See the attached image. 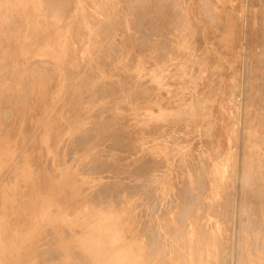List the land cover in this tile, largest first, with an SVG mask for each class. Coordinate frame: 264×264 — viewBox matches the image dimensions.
Instances as JSON below:
<instances>
[{"label": "rangeland", "instance_id": "rangeland-1", "mask_svg": "<svg viewBox=\"0 0 264 264\" xmlns=\"http://www.w3.org/2000/svg\"><path fill=\"white\" fill-rule=\"evenodd\" d=\"M54 1L0 0V264H264V0Z\"/></svg>", "mask_w": 264, "mask_h": 264}, {"label": "bare ground", "instance_id": "bare-ground-1", "mask_svg": "<svg viewBox=\"0 0 264 264\" xmlns=\"http://www.w3.org/2000/svg\"><path fill=\"white\" fill-rule=\"evenodd\" d=\"M47 1H48V0H47ZM53 1H54V0H53ZM56 1H58V0H56ZM98 1H99V0H98ZM157 1H158V0H157ZM159 1L161 2L162 0H159ZM163 1H166V0H163ZM167 1H168V0H167ZM186 1H187V0H186ZM197 1H198V0H197ZM220 1H221V0H217V2H220ZM232 1H233V0H232ZM238 1H239V0H238ZM11 2H12V1H11ZM44 2H46V1H44ZM54 2H55V1H54ZM127 2H128V1H127ZM149 2H150V1H149ZM160 2H159V3H160ZM168 2H169V1H168ZM180 2H182V1H180ZM226 2H227V1H226ZM240 2H241V4H242V1H240ZM47 3H49V2H46V4H47ZM57 3H58V2H57ZM57 3H56L55 5H57ZM141 3H142V2H141ZM143 3H144V2H143ZM152 3H153V2H152ZM163 3H164V2H163ZM163 3H162V5H163ZM165 3H166V2H165ZM165 3H164V4H165ZM169 3H170V2H169ZM236 3H237V2H236ZM247 3H248V2H247ZM3 4H4V3H3ZM59 4H60V3H59ZM62 4H63V3H62ZM62 4H60V5H62ZM145 4H146V3H145ZM147 4H148V3H147ZM154 4H155V2H154ZM224 4H225V3H224ZM14 5H15V4H14ZM60 5H59V6H60ZM141 5H142V4H141ZM143 5H144V4H143ZM155 5H157V4H155ZM168 5L170 6L171 4H168ZM168 5H166V6H168ZM237 5H238V3H237ZM239 5H240V4H239ZM48 6H49V5H48ZM71 6H72V5H71ZM146 6H148V5H146ZM149 6L152 7L151 4H150ZM204 6H205V5H204ZM221 6H222V5H221ZM225 6H226V5H225ZM50 7H51V6H50ZM60 7H61V6H60ZM60 7H58V8H60ZM125 7H126V6H125ZM134 7H135V6H134ZM160 7H163V6L160 5ZM160 7H159V8H160ZM182 7H183V6H182ZM205 7H206V6H205ZM243 7H244V6H242V8H243ZM51 8H52V7H51ZM157 8H158V7H157ZM159 8H158V10H159ZM170 8H171V7H170ZM223 8H224V6L220 7L219 10H221V9H223ZM242 8H241V9H242ZM48 9H49V8H48ZM52 9H53V8H52ZM52 9H50V12H51ZM56 9H57V8H55L54 10H56ZM63 9H64V8H63ZM107 9H108V8H107ZM123 9H125V8H123ZM132 9H133V8H132ZM145 9H146V8H145ZM160 9H161V8H160ZM176 9H177V8H176ZM201 9H202V8H201ZM205 9H206V8H205ZM225 9H226V8H225ZM28 10H29V8H28ZM44 10H45V9H44ZM54 10H52V12H53ZM58 10H60V9H58ZM65 10H67V9H65ZM99 10H100V9H99ZM158 10H157V12H159ZM165 10H166V9H165ZM165 10H163V8H162V11H160L159 14H161V12H164ZM167 10H168V9H167ZM192 10H193V9H192ZM231 10H232V9H231ZM244 10H245V8H244ZM67 11H68V10H67ZM130 11H131V10H130ZM154 11H155V10H154ZM173 11H175V10L173 9ZM177 11H178V10H177ZM207 11H208V10H206V12H207ZM63 12H64V11H63ZM119 12H120V11H119ZM132 12H133V11H132ZM137 12H138V10H137ZM140 12H142V11H140ZM169 12H170V11H169ZM171 12H172V11H171ZM191 12H192V11H191ZM230 12H231V11H230ZM53 13H54V12H53ZM116 13H117V12H116ZM174 13L177 15L176 12H174ZM189 13H190V12H189ZM223 13H224V12H223ZM231 13L233 14V12H231ZM49 14H50V13H49ZM54 14H55V13H54ZM57 14H58V12H57ZM91 14H92V13H91ZM102 14H103V13H102ZM141 14H144V13H141ZM157 14H158V13H157ZM157 14H156V15H157ZM168 14H169V13H168ZM179 14H180V13H179ZM6 15H8V14H6ZM50 15H51V14H50ZM58 15H60V14H58ZM61 15H62V14H61ZM61 15H60V16H61ZM65 15H66V14H65ZM118 15H119V13H118ZM118 15H116V16H118ZM172 15H173V14H172ZM242 15H243V14H242ZM8 16H9V15H8ZM52 16H53V15H52ZM60 16H59V17H60ZM149 16L151 17V15H149ZM149 16H148V17H149ZM153 16H154V15H153ZM159 16H160V15H159ZM159 16H158V18H161V16H162V18H163V13L161 14L160 17H159ZM167 16L169 17V15H167ZM173 16H174V15H173ZM195 16H196V15H195ZM232 16H233V15H232ZM64 17H65V16H64ZM64 17H63V20H64ZM114 17H115V16H114ZM118 17H120V16H118ZM136 17H137V16H136ZM136 17H135V19H137ZM142 17H144V15H142ZM145 17H147V15H146ZM168 17H166V18H167V20H168V25H169V21L171 20V17H172V16H170V20L168 19ZM175 17H176V16H175ZM175 17H173V18H175ZM177 17H178V16H177ZM204 17H205V16H204ZM204 17H203V18H204ZM238 17H239V16H238ZM17 18H18V17H17ZM65 18H66V17H65ZM158 18H157V19H158ZM182 18H183V17H182ZM191 18H192V17H191ZM207 18H208V16H207ZM230 18H231V17H230ZM8 19H9V18H8ZM56 19H57V18H56ZM139 19H140V18H139ZM143 19H144V18H143ZM146 19H147V18H146ZM148 19H149V18H148ZM204 19H205V18H204ZM223 19H224V18H223ZM232 19H234V17H233ZM235 19H236V18H235ZM235 19H234V20H235ZM238 19H239V18H238ZM48 20H49V18H48ZM115 20H116V19H115ZM118 20H119V19H118ZM132 20H133V18H132ZM137 20H138V19H137ZM163 20L165 21V19H163ZM172 20L175 21V19H172ZM172 20L170 21V24H171ZM182 20H183V19H182ZM6 21H7V20H6ZM14 21H15V20H14ZM14 21H13V23H14ZM17 21H18V20H17ZM144 21H145V20H144ZM149 21H150V20H149ZM149 21H147V22H149ZM152 21H153V19H152ZM158 21L161 22L160 19H159ZM174 21H173V24H171L172 26L175 24ZM191 21H193V20H191ZM227 21H228V20H227ZM242 21H243V20H242ZM61 22H62V21H61ZM111 22H113V21H111ZM131 22H133V21H131ZM135 22H136V21H135ZM140 22H141V21H140ZM145 22H146V21H145ZM145 22H144V23H145ZM150 22H151V21H150ZM166 22H167V21H166ZM181 22H182V21H181ZM10 23H11V22H10ZM49 23H50V21H49ZM137 23H138V22H137ZM137 23H136V24H137ZM155 23H156V22H155ZM161 23H162V22H161ZM178 23H179V22H178ZM238 23H239V22H238ZM245 23H246V22H245ZM19 24H20V20H19ZM123 24H124V23H123ZM123 24H121V25L124 26ZM131 24H132V23H131ZM133 24H134V23H133ZM152 24H153V22H152ZM163 24H164V23H162V26H163ZM216 24H217V22H216ZM6 25H7V24H6ZM47 25H49V24L47 23ZM113 25H114V24H113ZM145 25H147V24H145ZM160 25H161V24H160ZM165 25H166V23H165ZM168 25H167L166 28H168ZM175 25L177 26V20H176V24H175ZM175 25H174V28H176ZM182 25H183V24H182ZM182 25H180V26H182ZM214 25H215V24H214ZM227 25H228V24H227ZM4 26H5V24H4ZM10 26H11V25H10ZM135 26H136V25H135ZM156 26H158V22H157V25H156ZM156 26H155V27H156ZM162 26H161V27H162ZM229 26H232V25H229ZM229 26H228V28H229ZM118 27H120V26H118ZM133 27H134V26H133ZM141 27H143V26H141ZM145 27H147V26H145ZM150 27H151V25H150ZM159 27H160V26H159ZM159 27H157V29H158ZM164 27H165V26H164ZM164 27H163V28H164ZM183 27H184V26H183ZM3 28H4V27H3ZM7 28H8V27H7ZM9 28L12 29L11 27H9ZM122 28H123V27H122ZM143 28H144V27H143ZM169 28H171L170 25H169ZM4 29H6V28H4ZM10 29H8V31H10ZM133 29H134V28H133ZM139 29H140V28H139ZM145 29H146V28H145ZM149 29H150V28H149ZM157 29H155V30H157ZM164 29H165V28H164ZM103 30H104V29H103ZM121 30H122V29H121ZM143 30H144V29H143ZM155 30H154V31H155ZM158 30H159V29H158ZM158 30H157V31H158ZM166 30H167L166 32L168 33V31L170 32L171 29H170V30H169V29H166ZM175 30H176V29H175ZM196 30H197V29H196ZM236 30H237V29H236ZM3 31H4V30H3ZM3 31H2V32H3ZM6 31H7V30H6ZM46 31H47V30H46ZM141 31H142V30H141ZM151 31H153V30L151 29ZM179 31H180V30H179ZM194 31H195V28H194ZM226 31H227V30H226ZM230 31L233 32L232 30H230ZM99 32H100V31H99ZM155 32H156V31H155ZM155 32H154V33H155ZM162 32H163V29H162ZM166 32H163V34L166 33ZM195 32H196V31H195ZM199 32H200V31H199ZM214 32H215V31H214ZM239 32L241 33L242 31L240 30ZM239 32H238V33H239ZM145 33H146V32H145ZM152 33H153V32H152ZM158 33H159V31H158ZM167 33H166V36H164V38H170V35L168 34V35H169V37H168V36H167ZM190 33H191V32H190ZM208 33H209V32H208ZM46 34H48V33L46 32ZM170 34H171V33H170ZM2 35H3V33H2ZM119 35H120V34H119ZM148 35H149V34H148ZM164 35H165V34H164ZM207 35H208V34H207ZM209 35H210V34H209ZM228 35H229V34H228ZM234 35H235V34H234ZM103 36H104V33H103ZM137 36H138V35H137ZM139 36H142V37H143V32H142V35L140 34ZM176 36H177V35H176ZM181 36H182V35H181ZM193 36H194V35H193ZM217 36H218V35H217ZM239 36H240V34H239ZM194 37H195V36H194ZM210 37L213 38L212 36H210ZM210 37H209V38H210ZM229 37H231V36L229 35ZM232 37H233V36H232ZM113 38H114V37H113ZM143 38H144V37H143ZM145 38H147V40H148V37H145ZM188 38H189V37H188ZM233 38H234V37H233ZM2 39H4V38H2ZM99 39H100V38H99ZM191 39H192V37H191ZM235 39H236V38H235ZM111 40H112V39H111ZM124 40H125V39H124ZM143 40H145V39H143ZM147 40H146V42H147ZM168 40H169V39H168ZM172 40H173V39H172ZM231 40H232V38H231ZM237 40H238V41H237ZM141 41H142V40H141ZM161 41H162V40H161ZM193 41H194V40H193ZM196 41H197V40H196ZM143 42H144V41H143ZM146 42H144V43H146ZM164 42H165V41H164ZM167 42H168V41H167ZM167 42H165V43H167ZM170 42H171V41H170ZM170 42H169V44H170ZM174 42H175V41H174ZM229 42H232V43H233L234 41H229ZM235 42H239V43H240V41H239V37H238V39H236ZM106 43H107V42H106ZM109 43H110V42H109ZM111 43H112V42H111ZM162 43H163V42H162ZM193 43H194V42H193ZM217 43H218V42H216V45H217ZM112 44H113V43H112ZM114 44H115V43H114ZM114 44H113V45H114ZM136 44L138 45V43H136ZM229 44H230V43H229ZM235 44H236V43H235ZM0 45H1V43H0ZM3 45H4V44H3ZM110 45H111V44H110ZM115 45H117V44H115ZM145 45H147V44H145ZM161 45H162V44H161ZM166 45H167V44H166ZM220 45H221V44H220ZM233 45H234V43L232 44V46H233ZM239 45H240V44H239ZM105 46H106V44H105ZM140 46H141V45H140ZM143 46H144V45H143ZM164 46H165V45H164ZM199 46H200V45H199ZM230 46H231V44H230ZM237 46H238V45H237ZM117 47H118V46H117ZM117 47H115V49H116ZM138 47H139V46H138ZM145 47H146V46H144V48H145ZM167 47H169V46H167ZM233 47L235 48L236 45L233 46ZM233 47H232V48H233ZM241 47H242V46H241ZM243 47H244V46H243ZM2 48H3V47H2ZM106 48H107V47H106ZM113 48H114V47H113ZM113 48H112V49H113ZM141 48H142V47H141ZM163 48H164V47H163ZM229 48L231 49V47H229ZM234 48H233V49H234ZM136 49H137V48H135V50H136ZM145 49H146V48H145ZM203 49H204V48H203ZM219 49H220V48H219ZM239 49H240V48H239ZM103 50L106 51V49H103ZM103 50H102V51H103ZM113 50H114V49H113ZM198 50H199V49H198ZM108 51H109V50H108ZM157 51H158V50H157ZM160 51H161V49H160ZM230 51H231V50H230ZM234 51H235V50H233V52H234ZM237 51H238V49H237L235 52H237ZM124 52H125V51H124ZM137 52H138V50H137ZM168 52H169V51H168ZM202 52H203V51H202ZM233 52L231 51V52H229V53H232V54H233ZM106 53H107V52H106ZM110 53H111V52H110ZM112 53H113V52H112ZM130 53H131V52H130ZM162 53H163V52H162ZM162 53H161V54H162ZM219 53H220V52H219ZM101 54H103V52H102ZM131 54H132V53H131ZM159 54H160V53H159ZM232 54H231V56L234 55V54H233V55H232ZM106 55H107V54H106ZM106 55H105V56H106ZM112 55H113V54H112ZM114 55H115V54H114ZM133 55H134V54H133ZM155 55L157 56V54H155ZM0 56H2V55H0ZM98 56H99V55H98ZM107 56H108V55H107ZM134 56H135V55H134ZM100 57H101V55H100ZM108 57H109V56H108ZM130 57H131V56H130ZM135 57H136V56H135ZM135 57H134V58H135ZM158 57H159V55H158ZM158 57H156V58H158ZM233 57H235V55H234ZM233 57H232V59H233ZM236 57H237V55H236ZM0 58H1V57H0ZM131 58H133V56H132ZM156 58H154V59H156ZM162 58H163V57H162ZM102 59H103V57H102ZM230 59H231V58H230ZM232 59H231V60H232ZM39 60H40V59H39ZM98 60H99V59H98ZM131 60H132V59H131ZM134 60H135V59H134ZM231 60H229V62H231ZM100 61H101V60H100ZM155 61H156V60H155ZM158 61H159V60H158ZM1 62H2V61H1ZM98 62H99V61H98ZM107 62L109 63V61H107ZM110 62H111V61H110ZM112 62H113V61H112ZM128 62L130 63V61H128ZM128 62H127V63H128ZM134 62H135V61H134ZM229 62H228V63H229ZM235 62H236V61H235ZM237 62H238V61H237ZM101 63H102V62H101ZM131 63H132V62H131ZM105 64H106V63H105ZM149 64H150V63H149ZM238 64H239V63H238ZM108 65H109V64H108ZM126 65H127V64H126ZM132 65H133V64H132ZM134 65H135V64H134ZM146 65H147V64H146ZM39 66H40V65H39ZM104 66H105V65H104ZM127 66H128V65H127ZM148 66H149V65H148ZM40 67H41V66H40ZM105 67H106V66H105ZM146 67H147V66H146ZM215 67H216V66H215ZM223 67H224V66H223ZM42 68H43V67H42ZM67 68H68V67H67ZM128 68H129V67H128ZM40 69H41V68H40ZM48 69H49V68H48ZM70 69H71V68H70ZM195 69H196V68H195ZM215 69H216V68H215ZM66 70H67V69H66ZM77 70H78V69H77ZM107 70H108V69H107ZM107 70H106V71H107ZM220 70H221V69H220ZM125 71H126V70H125ZM196 71H197V70H196ZM42 72H43V71H42ZM55 72H56V71H55ZM122 72H123V71H122ZM21 73H22V72H21ZM21 73H20V75H21ZM68 73H69V71H68ZM68 73H67V74H68ZM77 73H78V72H77ZM222 73H223V72H222ZM222 73H221V74H222ZM53 74H54V73H53ZM134 74H135V73H134ZM145 74H146V73H145ZM214 74H215V73H214ZM88 75H89V74H88ZM128 75H129V74H128ZM141 75H142V74H141ZM24 76H25V75H24ZM120 76H121V75H120ZM192 76H193V75H192ZM51 77H52V76H51ZM54 77H55V76H54ZM116 77H117V76H116ZM214 77H215V76H214ZM21 78H22V77H21ZM25 78H26V77H25ZM208 78H209V76H208ZM19 79H20V77H19ZM40 79H41V78H40ZM69 79H71V78H69ZM197 79H198V78H197ZM22 80H23V79H22ZM42 80H43V79H42ZM24 81H25V80H24ZM24 81H22V82H24ZM45 81H46V80H45ZM115 81H116V80H115ZM145 81H146V80H145ZM50 82H51V81H49V83H50ZM68 82H69V81H68ZM112 82H113V81H112ZM112 82H111V83H112ZM117 82H118V80H117ZM134 82H135V81H134ZM217 82H218V81H217ZM154 83H155V82H154ZM198 83H199V82H198ZM205 83H206V82H205ZM22 84H23V83H22ZM108 84H109V82H108ZM116 84H117V83H116ZM24 85H25V84H24ZM26 85H27V83H26ZM28 85H29V84H28ZM106 85H107V84H106ZM195 85H196V84H195ZM116 86H117V85H116ZM116 86H115V87H116ZM193 86H194V85H193ZM23 87H24V86H23ZM26 87H27V86H26ZM117 87H118V86H117ZM219 87H220V86H219ZM146 88H147V87H146ZM148 88H149V87H148ZM148 88H147V89H148ZM195 88L199 89L198 87H195ZM24 89H25V88H24ZM27 89H28V88H27ZM153 89H154V88H153ZM154 90H155V89H154ZM193 90H194V89H193ZM195 91H196V90H195ZM25 92H26V91H24V93H25ZM149 92H150V91H149ZM196 92H197V93H196L195 97L197 96L198 92H200V91L197 90ZM29 93H30V92H29ZM93 93H94V92H93ZM116 93H117V92H116ZM116 93H114V94H116ZM161 94H162V93H161ZM253 94H254V93H253ZM22 95H23V94H22ZM24 95H25V94H24ZM24 95H23V96H24ZM26 95H27V94H26ZM92 95H93V94H92ZM145 95H146V94H145ZM147 95H148V93H147ZM162 95H163V94H162ZM27 96H28V95H27ZM100 96H101V94H100ZM119 96H120V95H119ZM24 97H25V96H24ZM87 97H88V96H87ZM143 97H144V96H142V98H143ZM161 97H162V96H160V98H161ZM213 97H214V96H213ZM139 98H140V97H139ZM197 98H198V97H197ZM8 99H9V98H8ZM30 100H31V99H30ZM136 100H138V99H136ZM8 101H10V100H8ZM1 102H2V101H1ZM217 102H218V101H217ZM33 103H34V102H33ZM36 103H37V105H38L39 102H36ZM1 104H2V103H1ZM6 104H7V103H6ZM8 104H9V103H8ZM8 107H9V106H8ZM171 107H173V106H171ZM6 108H7V107H6ZM6 108H5V109H6ZM34 108H35V107H34ZM38 108H39V107H38ZM58 109H60V107H59ZM119 109H120V108H119ZM9 110H10V109H9ZM38 110H39V109H38ZM225 110H226V109H225ZM104 111H105V110H104ZM6 112H7V110H6ZM31 112H32V111H31ZM119 112H120V110H119ZM8 113H9V112H8ZM220 113H221V112H220ZM4 114H6V113H4ZM96 114H97V113H96ZM6 115H7V114H6ZM6 115H5V116H6ZM11 115H12V114H11ZM29 115H30V114H29ZM98 115H99V114H98ZM111 115H112V114H111ZM111 115H109V117L107 116V117H108L107 119H109V118L111 117ZM13 116H14V115H13ZM33 116H35V115H33ZM96 116H97V115H96ZM215 116H216V115H215ZM10 117H12V116H10ZM4 118H5V117H4ZM8 118H9V117H8ZM26 118H27V117H26ZM110 119H111V118H110ZM5 120H6V119H5ZM92 122H93V121H92ZM8 123H9V122H8ZM6 124H7V123H6ZM105 124H106V123H105ZM0 125H1V123H0ZM61 125H62V124H61ZM3 126H4V122H3ZM32 126H33V125H32ZM32 126H29V127H32ZM4 127H5V126H4ZM37 127H38V126H37ZM57 127H58V126H57ZM156 127H157V126H156ZM6 128H7V127H6ZM26 128H27V127H26ZM64 128H65V127H64ZM160 128H161V127H160ZM177 128H178V127H177ZM177 128H176V130H177ZM181 128H182V127H181ZM181 128H180V129H181ZM183 128H184V127H183ZM217 128H218V127H217ZM36 129H38V128H36ZM24 130H25V129H24ZM92 130H93V129H92ZM184 130H185V129H184ZM30 131H31V130H30ZM30 131H29V133H30ZM174 131H175V130H174ZM178 131H179V130H178ZM180 131H181V130H180ZM218 131H219V129H218ZM221 131H222V130H221ZM1 132H3V130H2ZM12 132H14V130H12ZM15 132H16V131H15ZM26 132H28V130H27ZM39 132H40V131H39ZM62 132H63V130H62ZM167 132H168V131H167ZM34 133H35V131H34ZM37 133H38V132H37ZM37 133H36V135H37ZM58 133H59V132H58ZM221 133H222V132H221ZM15 134H16V133H15ZM60 134H61V132H60ZM89 134H90V133H89ZM126 134H127V133H126ZM213 134H214V133H213ZM217 134H218V133H217ZM36 135H35V136H36ZM61 135H62V134H61ZM214 135H215V134H214ZM221 135H222V134H221ZM221 135H220V136H221ZM54 136H55V135H54ZM56 136H57V134H56ZM78 136H79V135H78ZM87 136H88V135H87ZM196 136H197V135H196ZM218 136H219V135H218ZM119 137H120V136H119ZM119 137H118V138H119ZM122 137H123V136H122ZM223 137H224V136H223ZM225 137H226V136H225ZM28 138H29V137H28ZM35 138H36V137H35ZM79 138H80V137H79ZM90 138H91V137H90ZM116 138H117V137H116ZM120 138H121V137H120ZM183 138H184V137H183ZM188 138H189V137H188ZM50 139H51V138H50ZM81 139H83V138H81ZM215 139H216V138H215ZM75 140H76V139H75ZM75 140H74V141H75ZM79 140H80V139H79ZM187 140H188V139H187ZM207 140H208V139H207ZM25 141H26V139H25ZM52 141H53V140H52ZM84 141H85V140H84ZM115 141H117V140H115ZM115 141H114V142H115ZM125 141H126V139H125ZM174 141H175V140H174ZM214 141H216V140H214ZM50 142H51V141H50ZM53 142H54V141H53ZM80 142H81V141H80ZM208 142H209V141H208ZM25 143H26V142H25ZM27 143H28V142H27ZM31 143H32V142H31ZM37 143H38V142H37ZM68 143H69V142H68ZM75 143H76V142H75ZM204 143H206V142H204ZM79 144H80V143H79ZM110 144H112V143H110ZM207 144H209V143H207ZM32 145H33V143H32ZM34 145H36V144H34ZM53 145H54V144H53ZM62 145H63V144H62ZM76 145H77V144H76ZM114 145L117 146V143L114 144ZM202 145H203V144H202ZM19 146H20V145H19ZM23 146H24V145H23ZM29 146H31V145H29ZM29 146H28V147H29ZM77 146H78V145H77ZM196 146H197V145H196ZM222 146H223V145H222ZM36 147H37V145H36ZM61 147H62V146H61ZM82 147H83V146H82ZM106 147L108 148V144L106 145ZM118 147H119V146H118ZM203 147H204V146H203ZM30 148H31V147H30ZM30 148H28V149H30ZM32 148H34V147H32ZM112 148H113V147H112ZM192 148H193V147H192ZM223 148H224V147H223ZM223 148H222V149H223ZM17 149H18V148H17ZM17 149H16V150H17ZM60 150H61V149H60ZM70 150H71V148H70ZM76 150H77V149H76ZM107 150H108V149H107ZM111 150H112V149H111ZM111 150H110V151H111ZM126 150H127V149H126ZM126 150H125V151H126ZM18 151H19V150H18ZM20 151H21V150H20ZM27 151H28V150H27ZM27 151H26V152H27ZM30 151H31V150H29L28 153H29ZM34 151H35V148H34ZM71 151H73V150H71ZM80 151H81V150H80ZM24 152H25V151H24ZM26 152H25V154H26ZM43 152H45V151H43ZM59 153H60V152H59ZM17 154H18V152H17ZM23 154H24V153H23ZM69 154H70V153H69ZM188 154H189V153H188ZM194 154H195V153H194ZM15 155H16V154H15ZM32 155H34V154H32ZM32 155H31V157H32ZM192 155H193V154H192ZM23 156H24V155H23ZM44 156H45V155H44ZM59 156H60V155H59ZM14 157H15V156H14ZM67 157H68V156H67ZM99 157H100V156H99ZM99 157H98V158H99ZM148 157H149V156H148ZM171 157H172V156H171ZM16 158H17V157H16ZM20 158H23V157H20ZM33 158H36V157L34 156ZM104 158H105V157H104ZM144 158H145V157H144ZM160 158H161V157H160ZM191 158H192V157H191ZM14 159H15V158H14ZM27 159H28V158H27ZM49 159H50V158H49ZM68 159H69V158H68ZM146 159H147V158H146ZM155 159H156V158H155ZM158 159H159V158H158ZM195 159H196V158H195ZM21 160H22V159L18 160V164H19V161L21 162ZM30 160H31V159H30ZM32 160H33V159H32ZM106 160H107V159H106ZM149 160H150V159H149ZM160 160H161V159H160ZM60 161H61V159H60ZM97 161H98V159H97ZM140 161H141V160H140ZM156 161H157V160H156ZM49 162H50V161H49ZM176 162H177V161H176ZM11 163H12V162H11ZM29 163H30V162H29ZM34 163H35V161H34ZM39 163H40V162H39ZM58 163H60V162H58ZM142 163H143V162H142ZM164 163H165V161H164ZM164 163H163V164H164ZM193 163H194V162H193ZM205 163H206V162H205ZM246 163H247V162H246ZM9 164H10V163H9ZM9 164H8V165H9ZM15 164H16V162H15ZM24 164H25V163H24ZM50 164H51V163H50ZM138 164H139V163H138ZM155 164H157V163L155 162ZM155 164H154V165H155ZM194 164H195V163H194ZM194 164H193V166L196 165V164H195V165H194ZM209 164H210V163H209ZM13 165H14V164H13ZM32 165H33V164H32ZM59 165H60V164H59ZM97 165H98V164H97ZM100 165H101V164H100ZM141 165H143V164H141ZM146 165H148V164H146ZM178 165H179V164H178ZM241 165H242V164H241ZM246 165H247V164H246ZM48 166H49V165H48ZM109 166H110V165H109ZM151 166H152V165H151ZM155 166H157V165H155ZM161 166L163 167V165H161ZM179 166H180V165H179ZM191 166H192V164H191ZM191 166H190V167H191ZM7 167H8V166H7ZM16 167H17V166H16ZM49 167H50V166H49ZM106 167H108V166H106ZM10 168H12V167H10ZM13 168H15V167L13 166ZM17 168H19V167H17ZM31 168H32V167H31ZM51 168H52V167H51ZM88 168H89V167H88ZM90 168H91V166H90ZM145 168H147V167H145ZM153 168H154V166H153ZM153 168H152V169H153ZM191 168H192V167H191ZM197 168H199V166H198ZM8 169H9V168H8ZM49 169H50V168H49ZM53 169H54V168H53ZM97 169H98V168H97ZM101 169H102V168H101ZM195 169H196V168H195ZM199 169H200V168H199ZM203 169H204V168H203ZM99 170H100V167H99ZM205 170H206V169H205ZM10 171L15 172L13 169L10 170ZM18 171H19V170H18ZM40 171H41V170H40ZM117 171H119V170H117ZM150 171H151V169H150ZM152 171H154V170H152ZM159 171H160V170H159ZM178 171H179V170H178ZM183 171H184V170H183ZM195 171H196V170H195ZM203 171H204V170H203ZM91 172H92V170H91ZM112 172H113V171H112ZM134 172H135V171H134ZM143 172H145V171H143ZM148 172H149V170H148ZM148 172H147V173H148ZM199 172H200V171H199ZM201 172H202V171H201ZM3 173H4V172H3ZM3 173H2V174H3ZM32 173H33V172H32ZM39 173H40V172H39ZM39 173H38V174H39ZM84 173H85V172H84ZM141 173H142V172H141ZM145 173H146V172H145ZM195 173H196V172H195ZM8 174H9V172H8ZM8 174H7V175H8ZM14 174H15V173H14ZM0 175H1V174H0ZM7 175H6V176H7ZM17 175H18V173H17ZM157 175H158V174H157ZM193 175H194V174H193ZM179 176H180V175H179ZM241 176H242V175H241ZM4 177H5V176H4ZM9 177H10V175H9ZM35 177H36V176H35ZM126 177L128 178V176H126ZM126 177H125V178H126ZM137 177H138V176H137ZM143 177H144V176H143ZM177 177H178V176H177ZM1 178H2V177H1ZM7 178H8V176H7ZM30 178H31V177H30ZM36 178H38V177H36ZM144 178H145V177H144ZM10 179H11V178H10ZM12 179H13V178H12ZM12 179H11V180H12ZM133 179H134V178H133ZM202 179H203V178H202ZM202 179H201V182H202ZM7 180H8V179H7ZM21 180H22V179H21ZM24 180H25V179H24ZM24 180H23V182L26 183L27 181H24ZM26 180H27V179H26ZM34 180H35V178H34ZM39 180H40V178H39ZM174 180H175V179H174ZM203 180H204V179H203ZM241 180H242V179H241ZM1 181H2V180H1ZM4 181H5V180H4ZM29 181H30V180H28V182H29ZM187 181H188V180H187ZM199 181H200V178H199ZM18 182H19V181H18ZM40 182H41V181H40ZM40 182H39V183H40ZM111 182H112V181H111ZM132 182H133V181H132ZM197 182H198V181H197ZM201 182H200V183H201ZM1 183H2V182H1ZM6 183L8 184V182H6ZM20 183H21V182H20ZM25 183H23V185H24ZM106 183H107V182H106ZM109 183H110V182H109ZM116 183H117V182H116ZM136 183H137V182H136ZM185 183H187V182L185 181ZM18 184H19V183H18ZM31 184H33V183L31 182ZM31 184H29V185H31ZM104 184H105V183H104ZM106 185H107V184H106ZM136 185H138V184H136ZM187 185H188V184H187ZM201 185H204V186H205V185H207V184H202V183H201ZM247 185H248V184H247ZM24 186H25V185H24ZM33 186H34V185H33ZM102 186H103V184H102ZM116 186H118V185H115V187H116ZM130 186H131V185H130ZM140 186H142V184H141ZM185 186H186V185H185ZM17 187H18V186H17ZM22 187H23V186H22ZM27 187H29V186L27 185ZM189 187L191 188V186H189ZM189 187L187 186V189H188V190H189ZM195 187H196V186H195ZM198 187L200 188V186H198ZM201 187H202V186H201ZM247 187H248V186H247ZM18 188H19V187H18ZM18 188H17V189H18ZM25 188H26V187H25ZM30 188H31V187H30ZM192 188H193L192 190H195L194 187H192ZM251 188H252V187H251ZM17 189H16V190H17ZM23 189H24V188H23ZM27 189H28V188H27ZM32 189H33V188H32ZM36 189H37V188H36ZM203 189H204V187H203ZM247 189H248V188H247ZM253 189H254V188H253ZM11 190H12V189H11ZM102 190H103V189H102ZM130 190H131V189H130ZM132 190H133V189H132ZM139 190H140V189H139ZM192 190H190V191H192ZM248 190H249V189H248ZM251 190H252V189H251ZM17 191H18V190H17ZM23 191H24V190H23ZM30 191H31V190H30ZM32 191H33V190H32ZM99 191H100V190H99ZM147 191H148V190H147ZM180 191H181V190H180ZM190 191H189V192H187V191L185 192V191H184V194L187 193V198H188V194H189V193H193V191H192V192H190ZM198 191H201V190L199 189ZM203 191H204V193H205V190H203ZM246 191H247V190H246ZM253 191H254V190H253ZM18 192H19V191H18ZM134 192H135V191H134ZM182 192H183V190H182ZM195 192H197V190H196ZM251 192H252V191H251ZM255 192H256V191H255ZM28 193H29V192H28ZM93 193H94V192H93ZM95 193H96V192H95ZM129 193H130V192H129ZM170 193H171V192H170ZM175 193H176V192H175ZM201 193H202V192H201ZM247 193H248V192H247ZM252 193H253V192H252ZM14 194H15V193H14ZM22 194H23V193H22ZM22 194H21V195H22ZM26 194H27V193H26ZM99 194H100V192H99ZM131 194H132V193H130V195H131ZM149 194H150V193H149ZM171 194H172V193H171ZM193 194H195V193H193ZM193 194H192V195H193ZM199 194H200V193H199ZM199 194H198V195H199ZM245 194H246V192H245ZM106 195H107V193H106ZM115 195H116V194H115ZM145 195H146V194H145ZM147 195H148V194H147ZM153 195H154V193H153ZM153 195H152V196H153ZM174 195H175V194H174ZM178 195H179V194H178ZM178 195H176V196H178ZM180 195L182 196V193H181ZM192 195L190 194L191 198H192ZM202 195H203V194H202ZM23 196L25 197V191H24V195H23ZM28 196H29V195H28ZM107 196H108V195H107ZM170 196H171V195H170ZM181 196H180V197H181ZM183 196H185V195H183ZM199 196L201 197V194H200ZM199 196H198V197H199ZM263 196H264V195H263ZM91 197H92V196H91ZM98 197H99V196H98ZM105 197H106V196H105ZM178 197H179V196H178ZM194 197H195V195H194ZM194 197H193V199H194ZM196 197H197V194H196ZM196 197H195V198H196ZM229 197H230V196H229ZM250 197H251V195H250ZM15 198H16V197H15ZM25 198H26V197H25ZM94 198H95V197H94ZM94 198H93V200H94ZM102 198H104V197H102ZM150 198H151V197H150ZM172 198H173V197H172ZM185 198H186V197H185ZM148 199H149V198H148ZM180 199H181V198H180ZM229 199H230V198H229ZM156 200H157V199H156ZM160 200H161V199H160ZM164 200H165V199H164ZM174 200H175V199H174ZM182 200H183V198H182ZM197 200H199V199L197 198ZM23 201H24V200H23ZM175 201H176V200H175ZM179 201H181V200H179ZM179 201H178V202H179ZM187 201H188V200H187ZM229 201H230V200H229ZM100 202H101V201H100ZM153 202H154V201H153ZM168 202H169V201H168ZM182 202H183V201H182ZM192 202H194V200H193ZM192 202H190V203H192ZM96 203H98V202H96ZM103 203H104V202H103ZM172 203H175V202L173 201ZM184 203H185V202H184ZM187 203H188V202H187ZM153 204H154V203H153ZM224 204H225V203H224ZM250 204H251V203H250ZM256 204H257V203H256ZM148 205H149V204H148ZM155 205H157V204H155ZM252 205H253V204H252ZM163 206H164V204H163ZM185 206H186V205H185ZM208 206H209V205H208ZM224 206H225V205H224ZM149 207H150V205H149ZM155 207H157V206H155ZM171 207H172V206H171ZM191 207H192V206H191ZM206 207H207V205H206ZM225 207H226V206H225ZM189 208H190V207H189ZM256 208H257V207H256ZM97 209H98V207H97ZM150 209H151V207H150ZM163 209H164V208H163ZM184 209H185V208H184ZM202 209H203V208H202ZM252 209H253V208H252ZM257 209H258V208H257ZM102 210H103V209H102ZM145 210H146V209H145ZM168 210H169V209H168ZM168 210H167V211H168ZM186 210L189 211L188 208H187ZM254 210H255V209H254ZM254 210H253V211H254ZM99 211H100V209H99ZM139 212H140V210H139ZM156 212H157V211H156ZM240 212H241V211H240ZM250 212H251V211H250ZM201 213H202V212H201ZM221 213H222V210H221ZM247 213H248V212H247ZM9 214H11V213H9ZM20 214H21V213H20ZM248 214H249V213H248ZM143 215H144V214H143ZM176 215H177V214H176ZM220 215H221V214H220ZM227 216H228V215H227ZM253 216H254V215H253ZM175 217H176V216H175ZM187 217H188V216H187ZM221 217H222V216H221ZM249 217H250V214H249ZM255 217H256V216H255ZM168 218H169V217H168ZM250 218H251V217H250ZM13 219H14V218H13ZM169 219H170V218H169ZM247 219H248V218H247ZM11 220H12V219H11ZM147 220H148V219H147ZM150 220H151V219H150ZM178 221H179V219H178ZM256 222H257V221H256ZM135 223H136V222H135ZM246 223H247V222H246ZM241 224H242V223H241ZM263 224H264V223H263ZM169 225H170V224H169ZM169 225H168V226H169ZM203 226H204V225H203ZM240 226H241V225H240ZM242 226H243V225H242ZM242 226H241V227H242ZM182 227H183V226H182ZM246 227H247V226H246ZM135 228H136V227H135ZM171 228H172V227H170V229H171ZM259 228H260V227H259ZM75 229H76V228H75ZM143 229H144V228H143ZM246 229H248V228H246ZM59 230H60V229H59ZM65 230H66V229H65ZM76 230H77V229H76ZM76 230H75V231H76ZM179 230H180V229H179ZM259 230H260V229H259ZM45 231H46V230H45ZM49 231H50V229H49ZM66 231H67V230H66ZM153 231H154V230H153ZM166 231H167V230H166ZM177 231H178V230H177ZM241 231H242V230H241ZM257 231H258V230H257ZM140 232H141V231H140ZM150 232L152 233V231H150ZM183 232H184V231H183ZM51 233H52V232H51ZM76 233H77V232H76ZM151 233L149 234V236L151 235ZM154 233H155V235H156V232H154ZM181 233H182V232H181ZM259 233H260V232H259ZM46 234H47V232H46ZM52 234H54V233H52ZM146 234H147V233H146ZM47 235H48V234H47ZM69 235H70V234H69ZM176 235H177V233H176ZM254 235H255V234H254ZM262 235L264 236V231H263V234H262ZM63 236H66V235H63ZM144 236H145V235H144ZM259 236H260V235H259ZM176 237H177V236H176ZM176 237H175V239H176ZM181 237H182V236H181ZM238 237H239V236H238ZM53 238H54V237H53ZM114 238H115V237H114ZM117 238H119V237H117ZM149 238H150V237H149ZM154 238H155V236H154ZM42 239H43V237H42ZM250 239H252V238H250ZM152 240H154V239H152ZM158 240H159V239H158ZM253 240H254V239H253ZM47 241H48V240H47ZM87 241L89 242L90 239L87 240ZM143 241H144V240H143ZM185 241H186V240H185ZM147 242H148V241H147ZM160 242H161V241H160ZM51 243H52V242H51ZM141 243H142V241H141ZM161 243H162V242H161ZM173 244H174V243H173ZM258 244H259V243H258ZM44 245H45V244H44ZM151 245H152V244H151ZM251 245H252V244H251ZM263 245H264V244H263ZM263 245H262V246H263ZM48 246H49V245H48ZM83 246H84V245H83ZM144 246H145V248H147L146 243H145ZM160 246H161V245H160ZM45 247H46V245H45ZM49 247H50V246H49ZM252 247H253V246H252ZM43 248H44V247H43ZM145 248H144V249H145ZM257 248L259 249V248H260V245H259V247H257ZM40 249H41V248H40ZM45 249H46V248H45ZM71 249H72V248H71ZM88 249H89V247H88ZM48 250H49V249H48ZM105 250H107V248H106ZM141 250H142V249H141ZM255 250H256V248H255ZM41 251L43 252V250H41ZM46 251H47V250H46ZM147 251H148V250H147ZM147 251H146V249H145V252H147ZM176 251H177V250H176ZM258 251H260L261 253H263V252H262V251H263L262 249H261V250H258ZM258 251H257V252H258ZM50 252H51V251L49 250V253H50ZM56 252H57V251H56ZM142 252H143V250H142ZM180 252H181V249H180ZM242 252H243V251H242ZM260 252H259V253H260ZM54 253H55V252H54ZM83 253H84V252H83ZM151 253H152V252H151ZM37 254H38V253H37ZM57 254H58V253H57ZM123 254H124V253H123ZM148 254H149V253H148ZM154 254H155V253H154ZM222 254H224V253H222ZM41 255H42V254H41ZM104 255H105V254H104ZM110 255H111V254H110ZM125 255H126V254H124V256H125ZM146 255H147V253H146ZM224 255H225V254H224ZM263 255H264V254H263ZM50 256H51V255H50ZM52 256H53V255H52ZM60 256H61V255H60ZM112 256H113V255H112ZM46 257H47V256H46ZM56 257H57V255H56ZM174 257H175V256H174ZM177 257H178V256H177ZM49 258H50V257H49ZM51 258H52V257H51ZM53 258H54V257H53ZM76 258H77V257H76ZM96 258H97V256H96ZM181 258H182V257H181ZM235 258H236V257H235ZM47 260H48V259H47ZM100 260H101V259H100ZM100 260H98V261H100ZM133 260H134V259H133ZM141 260H142V258H141ZM102 261H103V260H102ZM160 261H161V260H160ZM160 261H159V262H160ZM104 262H105V261H104ZM181 262H182V260H181ZM96 263H97V260H96ZM133 263H134V262H133ZM97 264H98V263H97ZM136 264H142V262L139 260V261L136 262Z\"/></svg>", "mask_w": 264, "mask_h": 264}]
</instances>
